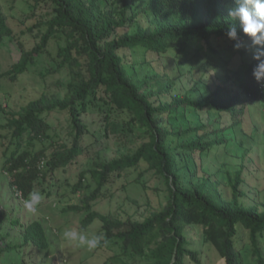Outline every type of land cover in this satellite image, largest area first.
<instances>
[{
    "label": "trees",
    "instance_id": "1",
    "mask_svg": "<svg viewBox=\"0 0 264 264\" xmlns=\"http://www.w3.org/2000/svg\"><path fill=\"white\" fill-rule=\"evenodd\" d=\"M24 1L34 7L51 5L52 12L36 23L44 29L40 44L32 50L22 44V58L0 75V88L5 77L17 81L25 74L51 39H65L58 50L59 67H71L72 80L64 97L45 94L15 112L0 107L6 115L0 126L5 147L1 170L11 188L23 200L33 190L52 197L56 183L60 188L65 185L69 195H80V203L64 212L85 214L84 229L97 220L102 223L98 235L103 239L95 250L112 242L122 250L106 264H204L190 235L194 230L200 231V245L226 264H264V208L242 201L241 172L228 199L212 174L198 165L193 168L185 155H210L214 146L229 143L227 136L244 126L254 103L264 108V78L258 81L253 75L260 61L254 59L250 38L242 31L236 41L226 36L227 27L236 23L228 15L234 0ZM15 2L0 3V40L15 35L11 20ZM199 43L207 50L202 46L195 61L208 60L191 67V86L182 92L176 94L177 78L185 75L181 67L178 77L156 71L141 76L142 65L156 68L160 57L178 60L187 47ZM235 43L241 47L234 48ZM199 85L196 99L192 94ZM54 114L66 115V140L51 120ZM91 116L96 120H89ZM189 135L193 138L187 142ZM136 138L143 142L119 158L104 160L94 149L103 140L128 145ZM236 141L245 146L237 136ZM92 158L97 160L84 169V161ZM143 162L168 187L166 204L159 211L135 220L92 210L105 186L138 170ZM93 181L96 189L90 191ZM137 181L148 187L147 181ZM65 191L59 193L61 198L68 194ZM0 215L1 226L6 213ZM21 235V244L4 245L8 233L0 238V259L5 252L24 255L30 247L43 251L50 247L47 230L38 220L25 224Z\"/></svg>",
    "mask_w": 264,
    "mask_h": 264
},
{
    "label": "rangeland",
    "instance_id": "2",
    "mask_svg": "<svg viewBox=\"0 0 264 264\" xmlns=\"http://www.w3.org/2000/svg\"><path fill=\"white\" fill-rule=\"evenodd\" d=\"M13 2L14 0H1L0 3L7 6ZM14 6L15 8L12 11L14 17L11 20L15 35L0 40V75L11 71L20 62L22 44L27 50H32L40 44V32L44 29L40 30L35 27L36 23L43 16L48 18L53 8L48 4L34 7L24 0H16ZM200 44L187 47L178 60L160 57L159 65L156 68L142 65L139 72L141 76H144L146 72L151 74L156 71L161 74L166 72L172 77H178L180 72L177 67H181L185 75L181 76L180 79L177 78L176 87L178 91L176 94L182 92L184 87L191 86L189 75L191 67H197L208 60L206 57L200 63L195 61V53L197 51L201 52L202 46L204 51L207 50L206 45ZM64 45V38L60 40L51 39L45 52L36 56L35 62L29 65L28 71L20 75L17 81L5 77L0 88V107L15 112L45 94H57L64 97L67 93V84L72 80V68L69 66L59 67L58 50L59 46ZM139 57L141 60L144 59L142 54ZM200 77V73L197 72L194 80L198 81ZM201 87L200 85L198 88L196 87L195 92L192 94L196 99L199 98ZM202 89L204 90V88ZM169 98L171 97L169 96ZM250 110L251 113L246 116L244 126L237 129L236 132L234 131L235 135L234 133H231V135L227 133L229 143L214 146L212 153L203 158H199L197 155L191 157L189 152H185V155L189 160L192 159L193 168L199 166L204 172L212 174L213 180L220 183L219 188L228 199L233 196L232 185L237 184L236 177L241 172L240 179L243 181L239 184V190L244 194L242 201L247 206L256 204L263 209L264 108L254 103ZM93 119L95 117L91 116L89 120L92 121ZM204 119L209 121L206 115H204ZM51 120L58 131L63 132L60 138L66 140V115L54 114ZM212 120L216 122L217 117L213 116ZM199 122L196 117L195 124H199ZM5 123L6 115L0 111V126ZM3 132L4 129L0 127V134ZM236 136L245 146L237 143ZM192 138L193 136L189 135L186 137V141L189 142ZM142 142L141 138H136L135 142L128 145L121 144L114 139H111V141L103 140L94 149L101 152L100 156L104 160H111L127 154L130 148L136 149ZM177 144H182V140H177ZM4 150L5 147L2 146V139L0 138V211L6 213L0 226V238L8 233L10 237L4 245L9 241L21 244L23 226L31 221L38 220L47 230L50 247L47 251L30 247L25 250L24 255L17 254V251L5 252L0 259V264H106L122 254L120 246L113 242L96 251V248L88 250L86 247L78 246L76 242H69L62 238L65 230H74L91 235L98 234L102 227V223L97 220L89 228L84 229L81 220L85 214L78 215L72 212H64L65 208L81 201L80 195L77 197L72 194L69 195V191H65L67 189L65 185L60 188L56 183L53 190L54 195L43 197L35 213L28 212L24 207V200L9 185L10 178L2 173ZM95 160L97 159L85 160L84 169H89ZM72 177L76 181L77 173H73ZM139 179L147 181L148 187L145 188L142 183L138 182ZM96 185L93 181L90 191H94ZM167 190L168 187L165 181L157 174L149 172L148 165L143 162L138 170L130 171L126 177L118 178L113 183L105 186L98 198L92 202V210L102 215L122 219L143 220L150 212L159 211L166 204L165 194ZM64 191L68 194L61 198L59 193L61 194ZM15 221H18V223H15ZM190 235L195 242V250L201 251L204 264H226L225 260L221 259L214 251L211 252L200 245V231L194 230ZM250 243V239L247 238L246 244ZM249 260L253 259L250 257ZM133 264H143V262L138 261Z\"/></svg>",
    "mask_w": 264,
    "mask_h": 264
},
{
    "label": "clouds",
    "instance_id": "3",
    "mask_svg": "<svg viewBox=\"0 0 264 264\" xmlns=\"http://www.w3.org/2000/svg\"><path fill=\"white\" fill-rule=\"evenodd\" d=\"M234 7L229 8L228 15L234 18L236 23L227 27L226 36L233 41L239 37V31L249 37L254 49V59L260 62L253 70L254 77L261 81L264 78V0H234ZM240 43H235L234 48L239 49ZM43 199L39 191L29 192L24 200V207L28 212L35 213ZM62 238L69 242H76L80 247L88 250L97 248L103 239L102 235L85 234L74 230H65Z\"/></svg>",
    "mask_w": 264,
    "mask_h": 264
}]
</instances>
